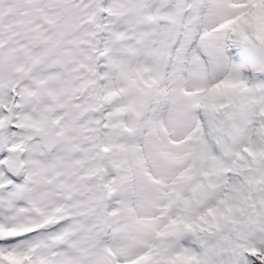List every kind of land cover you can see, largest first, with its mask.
I'll use <instances>...</instances> for the list:
<instances>
[{
	"label": "snow or ice",
	"instance_id": "1",
	"mask_svg": "<svg viewBox=\"0 0 264 264\" xmlns=\"http://www.w3.org/2000/svg\"><path fill=\"white\" fill-rule=\"evenodd\" d=\"M264 0H0V264H264Z\"/></svg>",
	"mask_w": 264,
	"mask_h": 264
},
{
	"label": "clouds",
	"instance_id": "2",
	"mask_svg": "<svg viewBox=\"0 0 264 264\" xmlns=\"http://www.w3.org/2000/svg\"><path fill=\"white\" fill-rule=\"evenodd\" d=\"M240 61L238 67L243 68L248 65H259L264 67V52L261 51H243L240 53Z\"/></svg>",
	"mask_w": 264,
	"mask_h": 264
}]
</instances>
